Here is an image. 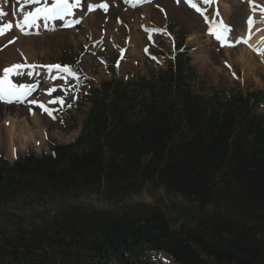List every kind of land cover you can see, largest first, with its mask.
Masks as SVG:
<instances>
[{"label": "trees", "instance_id": "1", "mask_svg": "<svg viewBox=\"0 0 264 264\" xmlns=\"http://www.w3.org/2000/svg\"><path fill=\"white\" fill-rule=\"evenodd\" d=\"M184 63L178 56L154 79L106 83L110 104L89 96L73 143L11 166L0 159V210L98 192L102 182L110 197L140 180L197 201L198 214L172 227L146 204H71L51 220L3 228L0 264H147L161 250L177 264H264V122L253 110L264 94L205 99L191 91Z\"/></svg>", "mask_w": 264, "mask_h": 264}, {"label": "rangeland", "instance_id": "2", "mask_svg": "<svg viewBox=\"0 0 264 264\" xmlns=\"http://www.w3.org/2000/svg\"><path fill=\"white\" fill-rule=\"evenodd\" d=\"M96 1L98 3L103 1L102 4H105L107 0ZM222 1L225 2V0ZM110 2L119 4L120 0H111ZM165 3H167L166 0ZM121 6L120 4L108 8L107 12L99 8V10L90 13L93 16L87 22L90 27H88L89 29H81L80 34H82V37L80 39L77 36L72 38L70 35V32L76 35L78 29L77 32L75 30L69 32V30L59 29L56 33L43 36V39L36 41L41 46L40 49L37 47L36 51V61L39 64L45 67L55 64L69 66L76 72L79 79L63 78L67 74L58 77L57 82L53 85L56 91L52 94L55 99L62 98L64 103L63 105L60 103L52 104V109H55V119L50 122V119L44 113L34 112L36 115H40L39 118L47 121V123L42 122L44 127H48V133L44 138L45 143L40 149L30 143L27 146L28 149H23L25 151L22 150L21 154L28 152L43 155L48 153L50 145L73 143L85 122L90 107L89 102L84 98L88 93H95L108 101L110 96L105 91V83L112 81L125 84L138 78L153 79L167 68L165 60L173 59L175 55L187 59L183 68L185 80L194 94L205 99L210 95L225 99L238 93L244 95L253 92L258 93L259 91L264 93V56L257 55L256 57L252 55L249 50L245 49L244 45H240L235 49L218 47L213 38L206 35L205 27L200 20L183 8L179 10L174 8V14L168 11L169 17H167L169 20H167V17H164L163 20L156 10L149 9L151 8L149 6V8L146 7L141 10L148 15L146 19L141 17L142 12H123ZM125 6L124 4L123 7ZM241 12L242 8H239L235 13L240 16ZM133 14L134 16L139 15L140 18L135 19ZM107 16H110V18ZM117 18L130 22V25H120L115 20ZM132 18L135 19L136 25L131 23ZM150 22L159 24L160 29L162 27L170 28L169 26H171L170 30L175 36V41L176 39L179 41L181 37L183 38L181 48L174 50L171 46V39L168 40L164 35H154L151 36V39L148 35L147 38V33L139 27L140 24ZM166 22L172 25H164ZM119 32L123 34V37H118ZM240 33H243V31ZM205 39L208 41L206 42ZM263 40L262 38V42ZM240 43L242 42L239 41ZM46 46L48 49H46ZM30 47L32 49L31 41ZM93 48L95 51H92ZM260 50L263 51L260 54L264 55V48ZM240 52L243 54V59L238 57ZM245 52L250 54L251 60L246 66ZM123 53L125 56L122 58ZM3 58L0 52V65L5 63ZM125 59L127 61H124ZM214 67L221 70L217 72ZM215 71L216 73H214ZM50 83L52 84L51 81ZM18 108L23 109L22 107ZM27 108L25 105V112L23 110V113H26ZM253 110L264 122V102L253 108ZM28 130L31 132L30 128ZM103 184L102 182L99 191L94 193L85 192L82 195L83 193L70 191L66 194H60V198H65V200H61L59 204L60 206L85 205L88 210H94V208L107 210L132 204L156 206L164 211L172 227H178L198 214L199 205L197 201L187 199L178 193L170 194L159 183H144L138 180L129 192L120 190L119 193L114 195L113 199L107 198L108 194H106ZM58 196H45L46 202L35 198V202L31 203L29 199H26L22 206L21 201L13 204L14 208H20L21 210L8 206V209L16 213L15 216L19 215V218L0 216V226L13 230L18 227L17 220L27 226L34 223L38 224L44 220H51L59 209L56 202L59 199ZM53 203L56 205H52ZM21 215H23V219H21ZM162 258L161 255L157 254L150 264H165Z\"/></svg>", "mask_w": 264, "mask_h": 264}, {"label": "snow or ice", "instance_id": "3", "mask_svg": "<svg viewBox=\"0 0 264 264\" xmlns=\"http://www.w3.org/2000/svg\"><path fill=\"white\" fill-rule=\"evenodd\" d=\"M179 3L180 0H177ZM185 2L192 8H194L198 13L201 15H204V12L201 10L200 7L197 6L196 3L193 2V0H185ZM205 4H210L211 0H203ZM24 4H36L39 5L38 7L34 8L32 11H23ZM81 6V0H75L74 3H70L69 0H52V2L49 4L47 0H44L43 3H41V0H23V4H20V11H23V20L22 22H17L16 27L19 28L21 31H23L24 27H31L33 26L37 20L43 19V20H53V19H61L63 20L65 16H71L73 15V9L79 8ZM99 7L107 11L108 5L107 4H99V5H88L87 11L91 12L94 10V8ZM259 8L260 13L262 16H264V7L260 6H254L253 11H256V9ZM219 15V12L216 13ZM0 15H6V13L0 11ZM207 20V17H205ZM76 24H79L80 21H75ZM249 25L251 26L253 24L252 17H249L248 20ZM66 26H73L72 24L66 25ZM13 27V24L9 22L8 24L4 25L3 27H0V35L5 34V30H10ZM147 31V29H146ZM153 31H161L160 29H154ZM227 31H230L227 29L225 25H223V22L221 21L220 24L215 29H210L209 34L213 35L216 40L218 41H225V33ZM151 39V36H149ZM246 42V41H245ZM11 43V41H10ZM231 46V44H229ZM147 51V49H145ZM155 59V57H153ZM36 65H30L27 63H17L13 64L10 68H5L4 76L3 78H0V100L6 101L8 103H12L13 101L23 103L25 98L28 96H31L33 91L38 87V85L34 84H15L10 79L9 76L12 73H15L17 75H23L24 73L22 70L24 68H35ZM49 70L56 69L59 72L66 73L67 76L64 77L67 79V77H71L75 80H78L79 77L77 76L76 72H74L69 66H61L60 64L55 65H48L46 66ZM27 75H32L31 72L27 73ZM55 79V77H53ZM49 96H51L53 91H56L55 88L45 90ZM67 91V89H65ZM30 104L37 105L40 109H42L44 112H46L49 116H51L53 119L55 117L53 116V112L49 110L48 107H46L45 103L40 102L36 99L28 101ZM48 103L56 104L60 103L63 105L64 101L62 98H56L48 101ZM70 106V105H69Z\"/></svg>", "mask_w": 264, "mask_h": 264}, {"label": "bare ground", "instance_id": "4", "mask_svg": "<svg viewBox=\"0 0 264 264\" xmlns=\"http://www.w3.org/2000/svg\"><path fill=\"white\" fill-rule=\"evenodd\" d=\"M223 10L224 13L227 14L228 10L230 9V6L227 2H223ZM90 14V13H89ZM93 15V14H92ZM91 14L88 16V14L84 15V21L78 28V33L75 35L73 32H70V35L72 38H77L80 39L82 37L81 29H86L90 27L87 25V22L90 18H93ZM87 17V18H86ZM95 17V16H94ZM58 21L63 22L61 19ZM70 21L67 20L65 22ZM64 22V23H65ZM89 29V28H88ZM256 28L253 27L251 30L254 31ZM257 30V29H256ZM257 32V31H256ZM254 32L252 35V38L248 40V34L245 36L244 31L243 33H240L241 36H245L244 40L248 41L247 42V47H255L254 49L260 50L264 48V40L262 42V36L260 32ZM123 34L119 32V36L121 37ZM137 36V35H136ZM123 37V36H122ZM235 38H227L229 41H233ZM30 39H21L20 40V45L26 50L28 56L30 59L34 58L31 54V47H30ZM207 42L208 40L205 39ZM236 42V45H239V40H234L233 43ZM243 43V42H242ZM253 49V48H252ZM239 50V49H238ZM238 52V51H237ZM7 53V52H6ZM242 52L239 54V58L242 57ZM246 56V61H245V66L247 63H249L250 60V54L246 53L244 54ZM264 56V55H260ZM243 59V57H242ZM214 61V60H213ZM217 72H219L221 69L218 67H214ZM216 71L214 73H216ZM66 74V73H63ZM51 81V79H50ZM4 108V109H3ZM40 112V111H39ZM42 113V112H41ZM40 116V115H39ZM38 115H36L34 112L33 113H28V108L26 109V113H23V109H20L18 107L14 106H0V153L4 155L7 159L13 160L17 153L25 148H27L28 144L32 143L37 149H40L44 145V138L46 137L48 133V127H44L42 125V122L47 123L46 120L39 118ZM46 117V116H45ZM34 125V126H33ZM33 126V127H31ZM28 128H30L31 132H29ZM36 128V129H33ZM40 138V139H38ZM163 259V258H162ZM169 259V258H168ZM170 260V259H169Z\"/></svg>", "mask_w": 264, "mask_h": 264}]
</instances>
